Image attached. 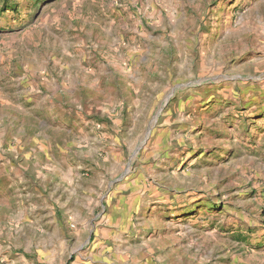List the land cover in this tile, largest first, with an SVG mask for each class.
<instances>
[{"label": "rangeland", "instance_id": "374dc122", "mask_svg": "<svg viewBox=\"0 0 264 264\" xmlns=\"http://www.w3.org/2000/svg\"><path fill=\"white\" fill-rule=\"evenodd\" d=\"M0 264H264V0H0Z\"/></svg>", "mask_w": 264, "mask_h": 264}]
</instances>
